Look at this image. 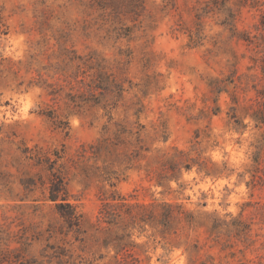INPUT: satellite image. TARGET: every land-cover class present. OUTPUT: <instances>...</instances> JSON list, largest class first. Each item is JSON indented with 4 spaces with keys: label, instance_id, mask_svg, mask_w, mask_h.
<instances>
[{
    "label": "rangeland",
    "instance_id": "obj_1",
    "mask_svg": "<svg viewBox=\"0 0 264 264\" xmlns=\"http://www.w3.org/2000/svg\"><path fill=\"white\" fill-rule=\"evenodd\" d=\"M209 2L0 0V254L42 264H264V125L246 115L264 88V7L241 8L233 30L222 20L238 0ZM60 36L66 47L103 56L124 82L112 122L134 127L136 102L144 105L142 148L131 137L119 149L125 155L108 159L120 173L116 186L96 177L102 162L81 155L101 136L103 109L73 112L61 125L40 113L69 111L30 85ZM215 79L227 91L215 92ZM232 107L245 127L235 128ZM175 148L210 174L195 163L158 184L154 176ZM35 153L61 170L83 215L78 232L46 200L51 173L29 158ZM114 189L131 202L181 205L194 219L164 234L129 227L134 246L123 257L98 220L100 195Z\"/></svg>",
    "mask_w": 264,
    "mask_h": 264
},
{
    "label": "trees",
    "instance_id": "obj_2",
    "mask_svg": "<svg viewBox=\"0 0 264 264\" xmlns=\"http://www.w3.org/2000/svg\"><path fill=\"white\" fill-rule=\"evenodd\" d=\"M219 1L210 0L207 7H210L209 5L211 3L219 4ZM236 5V10L226 8L228 14L222 20L223 24L229 25L233 30H236V17L241 8L245 6L256 8L260 5L264 7V0H238ZM102 7L104 6L102 5ZM259 24L264 27V10L260 15ZM61 37L58 38V52H52L46 55L48 62L37 70L38 77L30 81V85L44 89L46 94L52 99H63L69 111L66 114L63 112L56 114V109L51 108L50 110H43L40 113L50 119L55 118L57 123L61 125L65 123L62 117H65L66 120L73 112H85L93 108L103 109L105 115L108 116V120L102 127L101 136L95 143L90 144L88 148L83 147L84 150L81 155L84 158L94 159L95 162H102L101 167L97 166L99 173L96 177H100V180L108 182L110 186H116V183L120 180V173L113 170V166L108 164V159L115 162L114 158L125 155L119 149L131 143V137H134L136 144L142 148L141 132L144 125L139 123L138 118L144 105L141 99H138L136 102L138 106L134 114L137 116V120L134 122V127H130L121 121L112 122L111 110L116 108L126 91L124 82L118 79L115 73L112 72L107 60L103 56L95 52L86 54L79 53L72 47L69 48L62 45L60 42ZM262 59L264 62V57ZM262 72L264 74V63L262 64ZM210 85H212L213 90L217 93L227 91L225 86H222L216 79L210 82ZM257 94L259 97L257 107L252 108L251 112H246V115H249L255 121L256 126H262L264 125V88L257 89ZM232 100L234 103H237L235 95L232 96ZM231 109L230 117L236 123L234 124L235 128L245 127L246 125L237 116L236 108L232 107ZM175 150V155L163 161L160 169L154 176L158 184H161L164 179L177 180L182 168L190 170L195 163L199 166L198 168L200 170H204L207 174H210V171L199 158L190 157L183 150L177 148ZM139 154L140 152H136L135 156L137 157ZM56 157L58 158L60 156ZM29 158H34L36 164H42L43 162L48 164L51 175L49 176V192L46 200L54 202L57 213L65 221L69 231L73 230L78 232L83 215L68 200L67 188L60 174L61 170L54 168V163H52L54 161L49 162V157L47 156H43L42 158L41 155L35 153L29 156ZM24 184H28V182ZM129 197L119 193L116 189L109 193L106 191L102 192L100 195L101 206L98 215V220L104 223L109 230L111 240L108 241L112 242L117 250V254L121 252L123 257L132 256L134 245L131 241L126 240L132 234L128 231L129 227H135V225L144 226L147 224L164 234L174 230L176 224L189 223L194 219V216L190 212H186L181 205H175L170 202H131ZM217 225L214 224L213 226L216 227ZM114 230L117 232H114ZM0 264H42V262L33 256L25 257L20 253L15 254L11 258L2 252L0 254Z\"/></svg>",
    "mask_w": 264,
    "mask_h": 264
}]
</instances>
